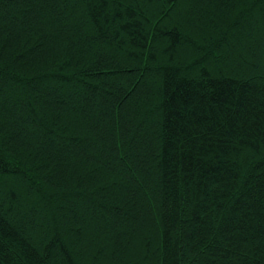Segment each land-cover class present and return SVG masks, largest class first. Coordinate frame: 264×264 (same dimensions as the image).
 <instances>
[{
	"label": "trees",
	"instance_id": "obj_1",
	"mask_svg": "<svg viewBox=\"0 0 264 264\" xmlns=\"http://www.w3.org/2000/svg\"><path fill=\"white\" fill-rule=\"evenodd\" d=\"M0 264H264V0H0Z\"/></svg>",
	"mask_w": 264,
	"mask_h": 264
}]
</instances>
